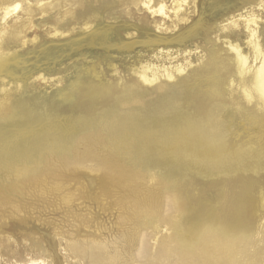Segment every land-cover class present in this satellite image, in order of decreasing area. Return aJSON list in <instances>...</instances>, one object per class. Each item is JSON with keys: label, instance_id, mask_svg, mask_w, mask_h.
I'll return each mask as SVG.
<instances>
[{"label": "rangeland", "instance_id": "obj_1", "mask_svg": "<svg viewBox=\"0 0 264 264\" xmlns=\"http://www.w3.org/2000/svg\"><path fill=\"white\" fill-rule=\"evenodd\" d=\"M9 1L0 264H165L198 205L250 215L264 261V114L228 89L224 44L227 20L255 0H187L177 17L152 15L145 0H17L3 19ZM231 33L247 52L243 27ZM146 63L158 76L189 67L148 85L132 72Z\"/></svg>", "mask_w": 264, "mask_h": 264}, {"label": "bare ground", "instance_id": "obj_2", "mask_svg": "<svg viewBox=\"0 0 264 264\" xmlns=\"http://www.w3.org/2000/svg\"><path fill=\"white\" fill-rule=\"evenodd\" d=\"M186 1L187 0H177L173 2L171 10H169V7L166 6L163 1L157 2L153 0H145L142 2V5L147 11H150L152 15H162L164 17L167 16L168 12L171 11L174 13L173 15L177 17L182 7L186 4ZM252 2L254 4L249 5L242 11H237V15H233L232 17H230V19L227 20H230V22L228 23L225 32H228L229 34H225L224 44L226 47V51L230 54L229 60L231 65V71L229 73L230 79L228 78L229 83L227 82L229 85L227 87L228 89H230L231 93H233L235 90H237L238 93L240 91L242 96L241 98L244 100L243 102L246 105H253L257 112L264 114V51L258 34V25L261 19H259V17L255 14L256 9L259 10L262 7L263 1L260 0L259 2H256L255 0ZM1 9L3 11V19L10 18L18 13L20 9V3H18L17 0H11L6 3ZM167 17H169V15ZM241 26L245 30V41L243 45H245L247 52H245L244 48L242 47V43L239 38H233V36H231L234 35V33H231V30H238ZM4 35L5 28L3 27L0 32V40H2ZM3 53H0V56H4ZM17 59L18 55H13L9 59V61L13 62ZM185 67H189V63H187L183 67L178 66L174 70L170 69V71H168L167 69H165L164 73L158 76V72L156 70H153L150 64L146 63L141 65L137 70H133L132 72L140 82L150 85L162 77L170 80L174 74H181L182 71H184ZM41 79L43 81H46L44 77H41ZM206 97H208V95ZM199 119L201 118L199 117ZM231 141L229 142V144L231 143ZM227 149H225V151ZM197 197L198 195H196V198ZM205 207V212L203 211L204 214H202V212H199L201 210L200 205L195 207V210H197L194 214V219L197 223H193L191 227V236H188L186 238L187 241H184V244L176 245L177 249H174L173 251V253L176 254L174 261L170 262L166 260V262H164L165 264H263L264 261L258 258L260 256L259 249L253 250V242H251L250 240L251 229L248 228V224L250 223L248 221V217L250 215L247 217V214H244V212H239L238 210H236L234 218L231 217V213L225 214V217L221 215H217L218 217H216V215H214V212L211 211V209L214 210V208L210 209V206L206 205ZM261 209L264 211V194L262 198ZM257 213V211L254 212V215H257ZM201 221H203L202 224ZM261 232H263L262 238L264 240V230ZM247 246L249 247V249H246ZM30 264L38 263L31 262ZM39 264H44V262L41 261Z\"/></svg>", "mask_w": 264, "mask_h": 264}]
</instances>
